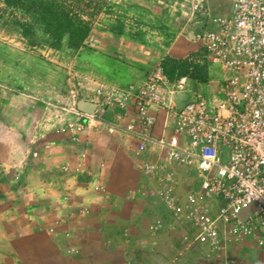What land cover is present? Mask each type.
<instances>
[{
    "label": "crops",
    "instance_id": "1",
    "mask_svg": "<svg viewBox=\"0 0 264 264\" xmlns=\"http://www.w3.org/2000/svg\"><path fill=\"white\" fill-rule=\"evenodd\" d=\"M228 8L226 0L211 12ZM197 32L178 33L175 43H194L190 34ZM157 54L153 57L159 60ZM97 64L98 60L95 67H85L97 83L109 87L139 85L145 77V72L141 76L133 73L121 85L114 76L98 75ZM191 82L200 93L208 84ZM163 91L178 109L195 94L178 93L176 102L174 93ZM5 94L0 89V264H264V234L260 235L262 245L246 239L213 255L198 245L186 246L183 237L193 230L186 224H174L160 199L149 194L154 182L138 167L153 160L155 153L136 154L137 140L115 128L133 120V110L97 109L84 130L70 136L56 130L54 115L59 108L45 107L40 102L44 103L43 96L19 92L28 100L18 112L20 118L13 120L12 96L5 98ZM153 111L158 117L153 134L160 137L164 112ZM118 115L126 117L119 122ZM44 118L53 128L42 127ZM65 165L67 172L62 169ZM188 180L182 179L183 194Z\"/></svg>",
    "mask_w": 264,
    "mask_h": 264
},
{
    "label": "built area",
    "instance_id": "2",
    "mask_svg": "<svg viewBox=\"0 0 264 264\" xmlns=\"http://www.w3.org/2000/svg\"><path fill=\"white\" fill-rule=\"evenodd\" d=\"M189 17L210 12L199 21L196 42L205 59L218 65L222 80L214 92H197L177 108L164 93L189 91L187 77L174 81L159 66L141 84L124 88L106 87L95 81L81 93L71 91L66 107L55 115L56 130L73 136L96 115L76 108L80 99L97 109L134 111V119L119 128L137 140L136 154L153 151L142 174L155 187L150 195L160 199L174 224L193 230L184 236L186 246L198 245L207 255L224 251L229 244L255 239L262 245L264 234V0H229L226 12L212 13L211 0H181ZM90 95L91 98H83ZM164 112L163 134L153 129ZM70 114V119H65ZM126 115H118L121 122ZM43 128L51 129L48 122ZM168 132V135H167ZM34 155H36L34 153ZM67 172V165L62 167ZM180 169L194 170L197 180L186 181L183 194ZM251 207L240 221L237 214ZM162 227L163 223L158 222Z\"/></svg>",
    "mask_w": 264,
    "mask_h": 264
},
{
    "label": "rangeland",
    "instance_id": "3",
    "mask_svg": "<svg viewBox=\"0 0 264 264\" xmlns=\"http://www.w3.org/2000/svg\"><path fill=\"white\" fill-rule=\"evenodd\" d=\"M104 1L105 8H110L111 12L100 13L91 20V33L85 43L87 48L81 49L78 54H70L65 49L51 48L45 44L31 46L19 33L16 24L17 20H23L22 14L6 7L0 0V89L6 92L5 98L12 96L10 107L13 108L11 110L13 120L20 118L18 112L22 110L27 99L24 95H19V92L43 96L44 103L40 102L47 107H52L53 104L60 110V107L68 106L66 102L71 91L76 89L78 93H81L85 86L92 85V81L98 82L90 75L89 68L85 67V65L95 67L97 58L96 73L102 76L104 73H107V76H114L113 79L120 81L121 85L129 81L133 73L141 76L140 74L145 72L144 76H147L160 65L165 56L176 59L188 58L197 64L205 61L208 84L202 92L207 96L217 89L223 72L218 65L210 63L208 59L204 60L199 43L188 42L183 46L176 44L174 40L178 33L186 35L192 30L198 31L199 26L196 24H199V21L208 22L211 17L210 12H197L196 16L191 18L188 15V8L181 0ZM211 3V8H215L216 4H221L223 7L226 0H211ZM118 20L123 23L121 35L113 33V28L119 24ZM84 50L87 53L80 59L79 56ZM157 53H160L159 60L153 57L155 54L158 55ZM169 53L180 57H172ZM100 84L109 87L103 83ZM194 87L188 79L187 88L190 95L196 93ZM178 93L181 92H175L172 95L174 101L179 97ZM7 110L9 109L6 108ZM49 115H53V112L51 111ZM42 122H47L46 118ZM138 167L141 170L142 165ZM17 175L13 176L15 183L19 180ZM187 178L197 180L196 172L182 170L181 179ZM252 212L253 209L248 207L239 212L237 218L245 221Z\"/></svg>",
    "mask_w": 264,
    "mask_h": 264
},
{
    "label": "trees",
    "instance_id": "4",
    "mask_svg": "<svg viewBox=\"0 0 264 264\" xmlns=\"http://www.w3.org/2000/svg\"><path fill=\"white\" fill-rule=\"evenodd\" d=\"M1 1L6 7L22 14L23 20H17L16 24L19 33L31 46L45 44L51 48L65 49L70 54H78L81 49L87 48L85 43L91 33V20L100 13L111 12L110 8H105L104 0ZM118 21L117 27L113 28L115 35H121L123 32V23ZM85 53L87 51L84 50L80 54V59ZM98 56L102 57L99 54ZM202 57L205 60L204 55ZM205 64V61L197 64L188 58L176 59L165 56L159 68L169 81L187 77L195 83L204 84L208 81Z\"/></svg>",
    "mask_w": 264,
    "mask_h": 264
},
{
    "label": "water",
    "instance_id": "5",
    "mask_svg": "<svg viewBox=\"0 0 264 264\" xmlns=\"http://www.w3.org/2000/svg\"><path fill=\"white\" fill-rule=\"evenodd\" d=\"M190 36V40H195V35L193 33H191ZM76 108L78 111L88 115H95L96 113V104L85 99L78 100L76 103Z\"/></svg>",
    "mask_w": 264,
    "mask_h": 264
}]
</instances>
